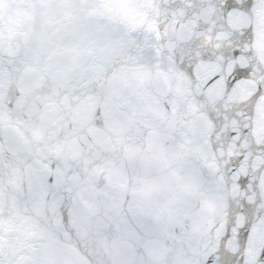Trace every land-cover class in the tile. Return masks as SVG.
<instances>
[{
  "label": "snow or ice",
  "instance_id": "1",
  "mask_svg": "<svg viewBox=\"0 0 264 264\" xmlns=\"http://www.w3.org/2000/svg\"><path fill=\"white\" fill-rule=\"evenodd\" d=\"M0 264H264V0H0Z\"/></svg>",
  "mask_w": 264,
  "mask_h": 264
}]
</instances>
